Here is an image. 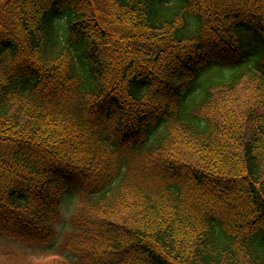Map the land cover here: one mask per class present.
<instances>
[{
  "label": "trees",
  "instance_id": "1",
  "mask_svg": "<svg viewBox=\"0 0 264 264\" xmlns=\"http://www.w3.org/2000/svg\"><path fill=\"white\" fill-rule=\"evenodd\" d=\"M62 193L79 264H264V0H0V238Z\"/></svg>",
  "mask_w": 264,
  "mask_h": 264
},
{
  "label": "rangeland",
  "instance_id": "2",
  "mask_svg": "<svg viewBox=\"0 0 264 264\" xmlns=\"http://www.w3.org/2000/svg\"><path fill=\"white\" fill-rule=\"evenodd\" d=\"M76 207L77 196L62 193L60 197V221L55 225L54 241L48 248L27 247L0 238V264H53L59 260L65 264H79L77 258L62 251L61 246L70 231L69 219Z\"/></svg>",
  "mask_w": 264,
  "mask_h": 264
}]
</instances>
